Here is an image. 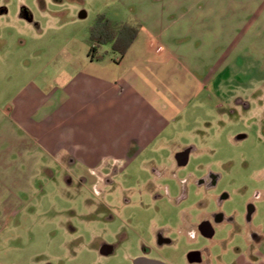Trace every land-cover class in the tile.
Instances as JSON below:
<instances>
[{
    "label": "rangeland",
    "instance_id": "rangeland-1",
    "mask_svg": "<svg viewBox=\"0 0 264 264\" xmlns=\"http://www.w3.org/2000/svg\"><path fill=\"white\" fill-rule=\"evenodd\" d=\"M212 1L210 11L209 0H0V264H135L145 254L166 264H260L264 45L239 44L234 4L226 0L220 17ZM99 16L138 26L126 66L158 45L148 31L157 26L187 47L201 84L162 141L118 174L105 143H75L78 75ZM197 29L212 34L183 33ZM100 53L115 55L111 45ZM18 105L41 143L8 142L28 138L12 121ZM62 134L69 143L45 141ZM215 216L224 217L215 240L202 239L197 224ZM193 251H204L202 263L189 262Z\"/></svg>",
    "mask_w": 264,
    "mask_h": 264
},
{
    "label": "crops",
    "instance_id": "crops-1",
    "mask_svg": "<svg viewBox=\"0 0 264 264\" xmlns=\"http://www.w3.org/2000/svg\"><path fill=\"white\" fill-rule=\"evenodd\" d=\"M215 3L209 0L210 11L216 7ZM227 3L219 0L218 16L225 15L223 10ZM229 3L234 4L236 11L237 42L242 45L245 40L251 50L264 45L260 41V37H264V0H229ZM212 14L209 12L207 16L210 18ZM148 31L158 45L150 41L145 54L131 65H125V55L115 54L114 58L101 62L92 61L88 55L87 71L78 75L79 142L75 143H105L114 157L113 164H121L120 171L140 153L162 141L201 89L200 82L192 74L188 57L183 54L187 47L182 49L171 44L166 29L155 26ZM192 31L202 37L212 34L209 29L183 33L188 36ZM16 109L12 121L28 138L8 142L16 143V146L18 143H41L31 138L34 124L28 110H23L22 105ZM48 137L47 143H69L63 134L54 139ZM0 143H7L1 135ZM69 161L75 159L69 158ZM255 242L258 263L264 264V254L262 259L259 258L261 249L258 240Z\"/></svg>",
    "mask_w": 264,
    "mask_h": 264
},
{
    "label": "trees",
    "instance_id": "trees-1",
    "mask_svg": "<svg viewBox=\"0 0 264 264\" xmlns=\"http://www.w3.org/2000/svg\"><path fill=\"white\" fill-rule=\"evenodd\" d=\"M139 33L133 23H114L105 16H99L90 30L89 58L101 62L104 55L100 53L102 46L111 45L115 54L124 56L132 46Z\"/></svg>",
    "mask_w": 264,
    "mask_h": 264
},
{
    "label": "flooded vegetation",
    "instance_id": "flooded-vegetation-1",
    "mask_svg": "<svg viewBox=\"0 0 264 264\" xmlns=\"http://www.w3.org/2000/svg\"><path fill=\"white\" fill-rule=\"evenodd\" d=\"M190 153H191V149H189V148L183 149L179 153H177V155H176L177 163L179 165H186L189 161ZM129 164H131V163H129ZM120 167H121V164H114L115 173H117V174L120 173ZM254 211H255V209L252 208L250 213H249V217L253 215ZM223 221H224V217H222V216H215L213 218V220L202 219L197 224V233L200 234L201 238L204 240L214 241L216 238V234H217V227L221 223H223ZM195 233L196 232L191 233L192 239L196 238ZM257 240H258V238H257ZM164 242L166 243L168 241H165L163 239V237L161 235H159V243L163 244ZM103 251L104 250H102V252ZM112 252H113V250L109 251V253H112ZM203 252L204 251H193V252L189 253V255H188L189 262H191V263H202L204 261ZM145 255L135 258L134 263L139 258H146L149 260H154V259L149 258L148 256H145ZM155 261H158V260H155Z\"/></svg>",
    "mask_w": 264,
    "mask_h": 264
},
{
    "label": "water",
    "instance_id": "water-1",
    "mask_svg": "<svg viewBox=\"0 0 264 264\" xmlns=\"http://www.w3.org/2000/svg\"><path fill=\"white\" fill-rule=\"evenodd\" d=\"M135 264H165V263L155 260H149L146 258H139L135 261Z\"/></svg>",
    "mask_w": 264,
    "mask_h": 264
}]
</instances>
